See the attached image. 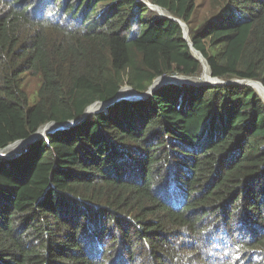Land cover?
<instances>
[{"label":"trees","instance_id":"obj_1","mask_svg":"<svg viewBox=\"0 0 264 264\" xmlns=\"http://www.w3.org/2000/svg\"><path fill=\"white\" fill-rule=\"evenodd\" d=\"M249 84L264 0H0V150L73 123L0 153V264H264Z\"/></svg>","mask_w":264,"mask_h":264},{"label":"water","instance_id":"obj_2","mask_svg":"<svg viewBox=\"0 0 264 264\" xmlns=\"http://www.w3.org/2000/svg\"><path fill=\"white\" fill-rule=\"evenodd\" d=\"M153 9H155L156 11H158L159 13H160V15L161 16H164L165 14L160 10V8H158V7H155V6H151ZM181 24V23H180ZM181 26H182V28L184 29V39L185 40H187L188 41V39H189V37H188V34H189V32H188V29H187V27L182 23L181 24ZM190 45H191V49L193 50V52H197V51H195L193 48H192V44L190 43ZM198 53V52H197ZM210 80L209 81H204V83L205 84H212V85H214V84H223V82H221L219 79H214L211 75H210ZM164 79V83H174V84H176V83H191L192 81L190 80V79H182V78H179V77H170V76H168V77H164V78H159L158 80H156L155 81V83H154V85L152 86V88H151V90L150 91H153L155 88H156V86H157V83L159 82V81H161V80H163ZM238 84H242V83H238ZM162 84H160L159 86H161ZM130 89V88H129ZM134 92V91H133ZM135 97L134 98H132V99H135V98H142V97H144L146 94H139V93H137V92H135ZM119 95V94H118ZM118 95L116 96V98L113 100V101H117V100H119V98H118ZM110 102H108V103H106V104H102V107L101 108H103L104 106H106V105H108ZM98 105V104H97ZM94 106H96V105H93V106H91L90 108H92V107H94ZM90 108H88L87 109V111H86V115H88V114H90V113H97L98 111H97V109L96 110H93V111H89L90 110ZM73 123L72 122H67V123H64V124H60V125H58V124H54V125H56L57 127H61V128H64V127H68V126H70V125H72ZM49 125H51V124H49ZM49 125H46V126H49ZM45 126V127H46ZM38 133V132H37ZM37 133L36 134H34L33 136H31L29 139H26V140H22V141H17V142H15L14 144H12V145H10V146H13V145H15V144H18V143H21V142H27V144H29L32 140H34V139H37V138H39V137H35L36 135H37ZM10 146H8V147H10ZM7 147V148H8Z\"/></svg>","mask_w":264,"mask_h":264},{"label":"bare ground","instance_id":"obj_3","mask_svg":"<svg viewBox=\"0 0 264 264\" xmlns=\"http://www.w3.org/2000/svg\"><path fill=\"white\" fill-rule=\"evenodd\" d=\"M163 12V11H162ZM194 54H195V56L196 57H198V55L200 56V58H201V61H202V63H203V66H204V78L202 79V80H204V81H209L210 80V74H209V70H208V67H207V64H206V62H205V60L203 59V57L199 54V53H195L194 52ZM199 58V57H198ZM164 79L163 80H161V81H159L158 83H157V86L156 87H158L160 84H164ZM250 86H252L253 88H255L256 89V91L261 95V91H262V88H264L263 86H261V85H259V84H255V85H251V84H249ZM129 89V88H128ZM124 89L125 91H120V93H119V95H118V98L119 99H121V98H128V97H132V98H134L135 97V92H133V91H130V90H132V89ZM263 94V93H262ZM264 95V94H263ZM262 96V95H261ZM263 97V96H262ZM101 108L102 106L101 105H96V106H94V107H92V108H90V110L89 111H93V110H96V109H98V108ZM54 127H55V125L54 124H51L49 127H48V129L44 132V134H42V135H37V136H35V137H45V136H47L48 135V133H50L51 131H53V129H54ZM56 129V128H55ZM26 145H28L27 144V142L25 141V142H21V143H18V144H15V145H13V146H10V147H8V148H6V149H4V150H0V153L1 154H5V155H10L12 152H16L17 150H19L20 148H23L24 146H26ZM14 147H18L16 150H14V151H11Z\"/></svg>","mask_w":264,"mask_h":264},{"label":"rangeland","instance_id":"obj_4","mask_svg":"<svg viewBox=\"0 0 264 264\" xmlns=\"http://www.w3.org/2000/svg\"><path fill=\"white\" fill-rule=\"evenodd\" d=\"M202 3L203 4H208L209 3V0H202ZM163 13H165V12H163ZM204 78V73L202 74V76H201V78L200 79H203ZM199 79V78H198ZM198 79H196L195 81L196 82H198V83H200V81H198ZM205 79V78H204ZM192 81V80H191ZM204 81V80H203ZM193 82V81H192ZM34 84H35V82L32 80L31 81V88L33 89L35 86H34ZM177 84V83H176ZM124 89H128V87H125V88H123L121 91H125ZM129 90V89H128ZM130 91H132V90H130ZM262 93H263V91H261ZM261 93V95L263 96H261V98L263 99V101H264V93L262 94ZM121 99H132V97H128V98H121ZM98 110H100V107L97 109V111ZM53 130H55V129H53ZM28 145H26V146H24L23 148H20L19 150H17L16 152H12L10 155H13V154H16V153H19V152H21L22 150H24L26 147H27ZM18 147H14L11 151H14V150H16Z\"/></svg>","mask_w":264,"mask_h":264}]
</instances>
